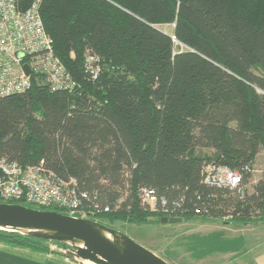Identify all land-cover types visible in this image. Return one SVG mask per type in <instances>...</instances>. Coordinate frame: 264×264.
<instances>
[{
    "label": "trees",
    "instance_id": "obj_1",
    "mask_svg": "<svg viewBox=\"0 0 264 264\" xmlns=\"http://www.w3.org/2000/svg\"><path fill=\"white\" fill-rule=\"evenodd\" d=\"M39 13L76 86L51 91L34 81L1 96L0 158L72 179L87 194L84 217L109 227L165 213L264 220V168L251 179L264 156V0H41ZM88 54L98 59L96 78ZM207 164L237 170L240 184L208 183ZM143 188L165 204L149 210ZM0 243L79 263L66 243L24 231L0 228Z\"/></svg>",
    "mask_w": 264,
    "mask_h": 264
},
{
    "label": "built area",
    "instance_id": "obj_2",
    "mask_svg": "<svg viewBox=\"0 0 264 264\" xmlns=\"http://www.w3.org/2000/svg\"><path fill=\"white\" fill-rule=\"evenodd\" d=\"M40 2L30 0L22 8L17 0H0V97L24 92L34 81L51 91L72 90L76 86L54 54L52 40L40 17ZM85 69L91 78L98 76L100 65L95 55H87ZM205 173V180L215 185L233 188L241 181L237 170L225 166L207 164ZM140 196L142 203L152 211L158 210L157 201L160 207L165 204L163 198L157 200L146 188L141 190ZM86 197L85 192H76L72 179L65 182L40 166H22L0 158V198L3 200L23 199L37 205H53L65 209L69 215L84 217L83 199ZM107 210L108 207L103 208ZM73 258L79 263L85 262Z\"/></svg>",
    "mask_w": 264,
    "mask_h": 264
},
{
    "label": "water",
    "instance_id": "obj_3",
    "mask_svg": "<svg viewBox=\"0 0 264 264\" xmlns=\"http://www.w3.org/2000/svg\"><path fill=\"white\" fill-rule=\"evenodd\" d=\"M181 219L180 216L163 214L159 221L174 223ZM0 228L62 241L72 247L69 256L94 264H170L154 251L113 227L56 210L0 202Z\"/></svg>",
    "mask_w": 264,
    "mask_h": 264
},
{
    "label": "rangeland",
    "instance_id": "obj_4",
    "mask_svg": "<svg viewBox=\"0 0 264 264\" xmlns=\"http://www.w3.org/2000/svg\"><path fill=\"white\" fill-rule=\"evenodd\" d=\"M253 168L254 174L251 179H257L264 168V156L261 153L257 156ZM201 221L204 222L201 223V225H197L198 222ZM101 223L104 224L106 221H102ZM221 223L222 222L219 219L215 218L204 219L202 217H194L189 221H180L175 223H162L159 221L149 225H137L127 222H117L113 224V226L115 229L121 231L137 243L149 248L152 251L154 249L156 250V245H158V248L163 249L165 244L163 242V244H160L159 242L163 240H171L175 232H178L179 230L184 231L188 228L195 229L200 226V229L202 230L199 231L200 236L204 235L209 238L218 239L221 243L219 246L222 248H231L234 246V250H237L238 245L241 244L243 247L245 245L244 243H246V245H252V250L249 251L251 254H264V220L255 222L231 221L226 223L229 225L226 228L223 227L225 224L221 225ZM219 232L220 234H218ZM185 240L186 236L181 239L183 242ZM53 246L54 245H52V247ZM236 258L237 257L232 258V263L237 262ZM80 263L87 264L88 262L85 260V262L80 261ZM169 263L173 264L171 262Z\"/></svg>",
    "mask_w": 264,
    "mask_h": 264
},
{
    "label": "crops",
    "instance_id": "obj_5",
    "mask_svg": "<svg viewBox=\"0 0 264 264\" xmlns=\"http://www.w3.org/2000/svg\"><path fill=\"white\" fill-rule=\"evenodd\" d=\"M203 222H198L197 225H201ZM226 223L222 222L221 225L225 224L223 227L226 228L229 226ZM199 231H202L200 226L195 229L179 230L174 233L176 237L173 235L171 240L159 242L160 244H165L163 249L158 248V245H156V250L154 249L153 251L173 264H264V254H251L249 252L252 250V245L244 243L245 245L242 247L240 244L237 246V250H234V246L222 248L219 246L221 243L218 239L204 235L200 236ZM185 236L186 240L184 242L181 241ZM234 257H237V262L232 263V258ZM0 264L62 263H59L56 259L45 260L42 256L37 255L22 256L19 253H13L0 243Z\"/></svg>",
    "mask_w": 264,
    "mask_h": 264
},
{
    "label": "clouds",
    "instance_id": "obj_6",
    "mask_svg": "<svg viewBox=\"0 0 264 264\" xmlns=\"http://www.w3.org/2000/svg\"><path fill=\"white\" fill-rule=\"evenodd\" d=\"M163 215V214H162ZM164 215H166V214H164ZM169 216V215H168Z\"/></svg>",
    "mask_w": 264,
    "mask_h": 264
}]
</instances>
